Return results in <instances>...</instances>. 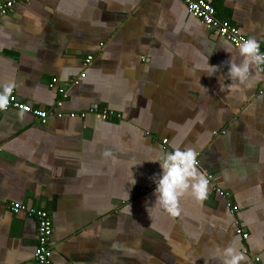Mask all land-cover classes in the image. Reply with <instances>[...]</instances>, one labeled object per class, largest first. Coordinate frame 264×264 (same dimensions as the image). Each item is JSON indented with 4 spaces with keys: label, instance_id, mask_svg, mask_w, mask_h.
Returning a JSON list of instances; mask_svg holds the SVG:
<instances>
[{
    "label": "crops",
    "instance_id": "obj_1",
    "mask_svg": "<svg viewBox=\"0 0 264 264\" xmlns=\"http://www.w3.org/2000/svg\"><path fill=\"white\" fill-rule=\"evenodd\" d=\"M12 1L0 17V86L65 115L42 125L0 110V264H35L36 219L13 204L47 213L52 264H219L229 245L241 264H264V80L228 87L237 49L180 0ZM205 1L264 52V0ZM87 56L85 78L60 93ZM93 106L121 118L67 116ZM177 146L212 179L205 200L185 196L171 216L148 208L160 172L149 161Z\"/></svg>",
    "mask_w": 264,
    "mask_h": 264
},
{
    "label": "clouds",
    "instance_id": "obj_2",
    "mask_svg": "<svg viewBox=\"0 0 264 264\" xmlns=\"http://www.w3.org/2000/svg\"><path fill=\"white\" fill-rule=\"evenodd\" d=\"M223 50L228 53L226 48ZM252 65L258 69L255 73L250 70ZM260 66H264V52L260 50V43L252 36L241 39L236 56L229 55L226 75L232 83L228 87L241 90L254 87L257 82L264 80V72L259 70ZM207 68L214 69L210 75L216 71L215 67L207 64L206 57V68L202 71ZM14 87L12 82L0 86V110L7 108ZM221 87L223 88V85ZM149 162L157 163L160 169L158 176L152 178L155 199L151 207H148L152 211H163L176 216L180 211L179 201L183 197H191L197 202L206 199L208 181L198 169L196 153L192 149H181L177 146L163 154L157 150ZM216 259L219 264H241L246 257L236 247L229 245L216 250Z\"/></svg>",
    "mask_w": 264,
    "mask_h": 264
},
{
    "label": "built area",
    "instance_id": "obj_3",
    "mask_svg": "<svg viewBox=\"0 0 264 264\" xmlns=\"http://www.w3.org/2000/svg\"><path fill=\"white\" fill-rule=\"evenodd\" d=\"M187 12L198 19L201 24L204 26L205 30L211 35L223 39L230 43L235 49L238 48V43L241 39L245 38L240 34L238 29L226 21L219 20L216 18L215 11L213 7L206 2L205 0H180ZM14 1L8 0L0 3V17H4L13 10ZM93 58L87 56L83 61V71L76 77L69 79V81L64 84H60L57 88L58 91L62 93L68 86L78 85L82 79L85 78V69L91 64ZM257 69L255 65H252ZM264 72V66H260V69ZM58 81L52 80L50 86H54ZM61 100H58L56 107L60 108ZM18 111L20 113H27L33 116V118L40 124L44 125L47 123V120L55 116L56 118H62L65 114L61 111H52L36 107H31L16 101L13 97L9 98V103L4 111ZM69 118H81L85 119L86 117H94L100 121H109L112 119L119 120L121 115L107 108H98L96 106L90 107L87 111L78 112V113H68ZM163 149H166L165 144L166 140L162 141ZM211 177L207 178V181L211 180ZM212 191L223 198H229V194L225 191H222L219 187L213 186ZM229 209V212L233 215L236 214L237 208H235L229 201L226 205ZM12 213L18 214L20 212L26 213L28 217L36 219L37 222V245L34 251V261L35 264H52V244H51V235L53 227L51 221L47 215L42 210H34L26 208L20 204H13L9 208ZM237 233L243 237L247 238V235L242 232L241 229H237ZM257 261V259H256Z\"/></svg>",
    "mask_w": 264,
    "mask_h": 264
}]
</instances>
